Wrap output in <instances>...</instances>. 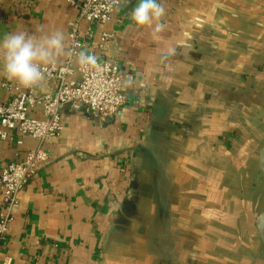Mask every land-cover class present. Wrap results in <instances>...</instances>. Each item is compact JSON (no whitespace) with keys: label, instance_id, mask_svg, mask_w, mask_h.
Returning a JSON list of instances; mask_svg holds the SVG:
<instances>
[{"label":"crops","instance_id":"1","mask_svg":"<svg viewBox=\"0 0 264 264\" xmlns=\"http://www.w3.org/2000/svg\"><path fill=\"white\" fill-rule=\"evenodd\" d=\"M158 2L165 27L155 35L132 22L137 0L95 27L86 51L132 77L127 103L104 122L65 107L61 136L44 146L49 163L11 211L0 264H264V0ZM77 15L68 0H0V37L60 30L63 65ZM102 32L114 34L105 51ZM2 64L0 104L12 98L4 85L20 86ZM17 140H0V173L38 146Z\"/></svg>","mask_w":264,"mask_h":264},{"label":"built area","instance_id":"2","mask_svg":"<svg viewBox=\"0 0 264 264\" xmlns=\"http://www.w3.org/2000/svg\"><path fill=\"white\" fill-rule=\"evenodd\" d=\"M123 1L68 0L78 15L69 25L67 59L63 65L43 66L45 78L42 84L51 82L54 92H39V86L4 85L12 93V98L0 104V140L12 139V134H17L19 145L29 138L37 141L38 146L27 151L21 160L7 164L0 173V195L5 207L0 215V239L9 232L11 211L18 204V196L36 172L50 161V154L44 146L61 136V115L65 107H86L104 122L118 115L126 105L124 86L132 77L123 74L118 63L96 55L95 67L82 69L77 62V54L86 50L88 41L94 38L95 27L112 22ZM83 23L87 24L85 30L82 29ZM112 39L114 34L102 32L98 48L105 51ZM36 111H40V117L35 116Z\"/></svg>","mask_w":264,"mask_h":264},{"label":"clouds","instance_id":"3","mask_svg":"<svg viewBox=\"0 0 264 264\" xmlns=\"http://www.w3.org/2000/svg\"><path fill=\"white\" fill-rule=\"evenodd\" d=\"M164 15L165 8L158 0H137L131 10L132 22L138 27L151 28L154 35L164 29L165 25L159 22ZM64 51L65 34L60 30L41 37L17 30L0 37L3 74L24 88L42 85L43 66L54 64ZM77 62L87 69L96 66L97 58L82 50L77 54Z\"/></svg>","mask_w":264,"mask_h":264},{"label":"water","instance_id":"4","mask_svg":"<svg viewBox=\"0 0 264 264\" xmlns=\"http://www.w3.org/2000/svg\"><path fill=\"white\" fill-rule=\"evenodd\" d=\"M258 168L264 175V145L258 155ZM256 225L259 233L260 240L264 247V209L256 214Z\"/></svg>","mask_w":264,"mask_h":264},{"label":"rangeland","instance_id":"5","mask_svg":"<svg viewBox=\"0 0 264 264\" xmlns=\"http://www.w3.org/2000/svg\"><path fill=\"white\" fill-rule=\"evenodd\" d=\"M263 193H264V189H263V191H262ZM263 201H262V204H261V211L264 209V195H263ZM256 200H257V197L254 199V202H253V207H254V205H255V202H256ZM251 207V206H250Z\"/></svg>","mask_w":264,"mask_h":264}]
</instances>
